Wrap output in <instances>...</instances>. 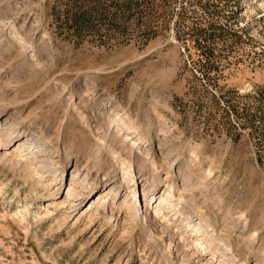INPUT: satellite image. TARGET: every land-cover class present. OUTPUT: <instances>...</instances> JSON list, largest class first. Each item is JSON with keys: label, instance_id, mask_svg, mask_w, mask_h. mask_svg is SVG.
I'll return each mask as SVG.
<instances>
[{"label": "rangeland", "instance_id": "374dc122", "mask_svg": "<svg viewBox=\"0 0 264 264\" xmlns=\"http://www.w3.org/2000/svg\"><path fill=\"white\" fill-rule=\"evenodd\" d=\"M0 264H264V0H0Z\"/></svg>", "mask_w": 264, "mask_h": 264}, {"label": "bare ground", "instance_id": "6f19581e", "mask_svg": "<svg viewBox=\"0 0 264 264\" xmlns=\"http://www.w3.org/2000/svg\"><path fill=\"white\" fill-rule=\"evenodd\" d=\"M7 143H8V141L5 142L4 146L7 145ZM58 166L59 165L57 164L56 172H58L59 170L64 171V165L62 167H58ZM61 173L62 172H58L59 175ZM54 183H56V181L50 180L49 184L46 186V188L50 186V188L53 189V191H51V192L48 191V192H46L44 194H39V193H37L36 191L33 190L34 194H32V195L35 198V201L47 202V201H51L52 199L56 198L57 193L59 192V187H57L56 185H53ZM89 189H90V191H94L95 192V193L93 192L94 194H96L97 192L101 191V188L98 187V186H92V187H89ZM66 199L69 201V203L78 202V201H81L83 199V196L78 194L73 189H69L66 192ZM65 203H66V200L61 202L60 206H64ZM70 207L72 208L73 205H71Z\"/></svg>", "mask_w": 264, "mask_h": 264}]
</instances>
